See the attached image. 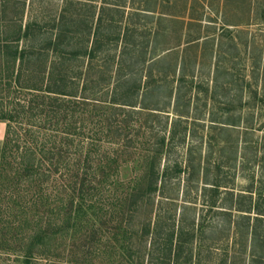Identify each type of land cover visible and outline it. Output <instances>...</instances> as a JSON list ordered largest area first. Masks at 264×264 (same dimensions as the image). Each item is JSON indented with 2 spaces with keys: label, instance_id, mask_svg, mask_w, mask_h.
Instances as JSON below:
<instances>
[{
  "label": "trees",
  "instance_id": "obj_1",
  "mask_svg": "<svg viewBox=\"0 0 264 264\" xmlns=\"http://www.w3.org/2000/svg\"><path fill=\"white\" fill-rule=\"evenodd\" d=\"M27 1L0 0V264L52 263L60 246L51 241L67 236L83 261L110 250L112 264H144L150 254L134 241L148 238L152 248L163 246L150 264H241L244 254L247 264H264L262 191L253 199L249 190L213 184L206 212L215 211L217 222L186 228L153 213L167 182L191 165L169 160L175 122L166 135L163 110L145 103L162 77L130 70L156 63L139 58L148 42L135 43L126 27L109 33L120 30L119 9L99 6L82 31L78 10L66 6L47 26L25 18ZM126 167L133 175L123 180ZM148 207V218L135 223ZM217 226L225 237L202 254L200 236Z\"/></svg>",
  "mask_w": 264,
  "mask_h": 264
},
{
  "label": "rangeland",
  "instance_id": "obj_2",
  "mask_svg": "<svg viewBox=\"0 0 264 264\" xmlns=\"http://www.w3.org/2000/svg\"><path fill=\"white\" fill-rule=\"evenodd\" d=\"M101 5L120 12L113 14L120 30L111 28L110 34H122L126 27L135 43L148 42L139 58H155L156 63L130 70H152L162 77L145 103L165 111L160 116L166 135L175 122L176 143L169 160L177 159L182 166L190 161L189 174L167 182L153 213L160 212L166 224L174 220L187 228L203 218V223L218 221L215 211L206 212L213 184L226 183L246 195L249 190L253 199L264 192V0H28L25 18L51 26L67 6L71 13L78 10L83 31L84 24H94ZM66 14V20L71 18ZM4 132L0 122V144ZM120 174L127 180L133 171L126 167ZM148 210H140L134 222L146 220ZM220 231L219 226L204 229L202 254L211 240L225 237ZM71 241L70 236L51 241V247L60 246V254L49 264H112L110 250L83 261L82 248L71 251ZM148 242L134 241L150 254L144 264H150L151 253L156 262L163 250L159 243L152 248ZM243 260L247 264L246 254Z\"/></svg>",
  "mask_w": 264,
  "mask_h": 264
}]
</instances>
